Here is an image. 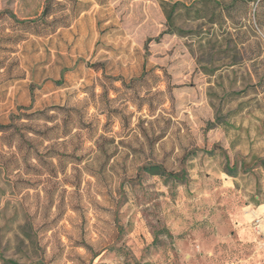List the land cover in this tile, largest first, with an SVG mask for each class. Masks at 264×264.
Listing matches in <instances>:
<instances>
[{"label":"rangeland","instance_id":"1","mask_svg":"<svg viewBox=\"0 0 264 264\" xmlns=\"http://www.w3.org/2000/svg\"><path fill=\"white\" fill-rule=\"evenodd\" d=\"M0 125V264H264V0H0Z\"/></svg>","mask_w":264,"mask_h":264},{"label":"trees","instance_id":"2","mask_svg":"<svg viewBox=\"0 0 264 264\" xmlns=\"http://www.w3.org/2000/svg\"><path fill=\"white\" fill-rule=\"evenodd\" d=\"M7 125H0V127L4 128ZM145 170L151 175H160V176H168V177H176L177 175L173 172H168L160 165H149L145 167Z\"/></svg>","mask_w":264,"mask_h":264}]
</instances>
